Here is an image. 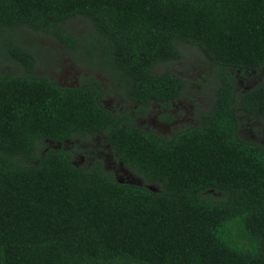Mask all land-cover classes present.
Masks as SVG:
<instances>
[{
  "label": "trees",
  "instance_id": "trees-1",
  "mask_svg": "<svg viewBox=\"0 0 264 264\" xmlns=\"http://www.w3.org/2000/svg\"><path fill=\"white\" fill-rule=\"evenodd\" d=\"M85 38L124 87L34 72ZM181 45L219 81L199 125L167 142L103 105L117 88L140 106L180 97L185 77L159 66ZM262 68L264 0H0V264H264V142L240 135L244 118L264 133V78L235 89ZM100 135L158 191L75 164L64 142Z\"/></svg>",
  "mask_w": 264,
  "mask_h": 264
},
{
  "label": "rangeland",
  "instance_id": "rangeland-1",
  "mask_svg": "<svg viewBox=\"0 0 264 264\" xmlns=\"http://www.w3.org/2000/svg\"><path fill=\"white\" fill-rule=\"evenodd\" d=\"M72 26L74 27L71 32L75 33L77 37L80 38L85 34V29L81 23L78 22ZM38 38L41 39L40 37ZM47 42L52 45L56 44L50 39ZM87 42L88 39L85 38L82 46L76 48L73 52L74 58L80 65L82 63L85 67L76 63L72 55L69 54L70 50L67 47L59 45L65 51L64 54H58V58L61 61L58 63L59 65L50 67L39 66L34 72L38 75H47L53 78L58 84L80 86L81 84L95 80L103 88L113 89L115 79L122 81V87H124L126 78L122 73L118 72L112 60L99 56L98 52H95L96 54L91 59L86 57L84 46H86ZM181 46L184 51L183 60L162 63L159 66V71L169 70L172 67L174 73L185 77L183 80L187 82L184 93L180 97L174 101H170L168 104L152 102L148 105L140 106L134 100L124 96L119 91V88H117L114 94L103 96V105L116 114H132L134 110H137L134 118L135 126L147 132L157 134L160 138L168 141H173L181 130L199 125L200 115L211 110L213 100L215 99V83L219 81L212 78V76H215L213 74V66H211L210 62L208 64L204 57L200 56L201 54L197 49L187 48L185 45ZM92 77L94 79H89ZM217 77L223 80L222 75H217ZM262 78H264V71L259 74H245L244 77L241 76L240 79H236L235 89L238 93L250 90L252 87L259 85ZM164 111L175 113L177 122L163 121L162 112ZM241 120L240 135L242 136V140L247 142H264V133L255 121L244 118L245 123L242 124ZM131 122L133 121L131 120ZM103 139L102 135H100L96 139L68 141L65 144V148L73 152L72 159L75 164L78 166H88L93 157L107 153H103L100 149V147H103ZM114 169L118 171L117 175L121 180L129 181L128 183L132 184H136L135 182L138 184L141 182L146 183V179L142 175L132 172L130 168L128 169L131 173L126 170L130 174V178L124 177L119 172L118 167ZM147 186L153 191H158L159 189L157 183L149 182Z\"/></svg>",
  "mask_w": 264,
  "mask_h": 264
},
{
  "label": "flooded vegetation",
  "instance_id": "flooded-vegetation-1",
  "mask_svg": "<svg viewBox=\"0 0 264 264\" xmlns=\"http://www.w3.org/2000/svg\"><path fill=\"white\" fill-rule=\"evenodd\" d=\"M264 71V69L262 68V69H260V72L259 73H261V72H263ZM247 74H256V71H251V72H247ZM241 77L240 76H238L237 77V79H240ZM263 79V78H262ZM62 86L63 85H65V86H68V87H77V85H72V84H61ZM103 102V101H102ZM155 103H158V102H155ZM160 103V102H159ZM160 104H162V103H160ZM135 111H137V110H134L133 112H132V114L131 115H135ZM113 113L114 114H116L114 111H113ZM166 113H169V114H171L172 115V117H173V120L172 121H175V122H177L176 121V115H175V113H173V112H171V111H164V112H162V116H163V121H165V122H167L166 121V117H165V115H166ZM122 114H124V113H120V114H118L117 116H121ZM135 118V117H134ZM132 121L134 122L133 123V125H134V127L135 128H137L136 126H135V121H134V119H132ZM127 122H128V120H127ZM171 122V121H170ZM162 124V123H161ZM139 129H142V128H139ZM144 131H146V130H144ZM157 135V134H156ZM102 137L104 138L103 139V147H100V149H101V151L104 153V152H107L105 155H100V156H96V157H93L92 159H91V161H90V164L88 165V167H92L93 165H94V163L95 162H100L101 163V165H102V168H103V170H105L107 173H110L111 175H112V177L116 180V181H118L119 183H121V184H126V185H135V186H143V185H145V187H147L148 189H150V187H148L147 186V184L146 183H144V182H141V183H137V182H135L136 184H132V183H128L129 181H124V180H121V179H119L118 178V171L117 170H115L114 168L115 167H118L119 168V172L124 176V177H126V178H130V174L128 173V172H130V170L128 169V168H126V166L124 165V163H123V161H122V158H121V156H120V154H119V152L118 151H116L115 149H113L112 147H111V145L109 144V142H108V139H106L105 137L106 136H104V135H102ZM96 138H98V136L97 137H95V138H91V139H96ZM164 140H166V139H164ZM170 142H172V140H169ZM68 142V140L67 141H65L64 143L66 144ZM167 142H168V140H167ZM59 146V145H58ZM68 150V149H67ZM69 152H71V154H72V158H73V152L72 151H70V150H68ZM72 161L74 162V160L72 159ZM128 172H127V171ZM133 172V171H132ZM131 173V172H130ZM135 173V172H134Z\"/></svg>",
  "mask_w": 264,
  "mask_h": 264
}]
</instances>
